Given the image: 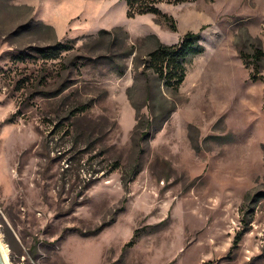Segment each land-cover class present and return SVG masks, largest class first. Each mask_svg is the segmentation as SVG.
<instances>
[{
    "label": "rangeland",
    "instance_id": "rangeland-1",
    "mask_svg": "<svg viewBox=\"0 0 264 264\" xmlns=\"http://www.w3.org/2000/svg\"><path fill=\"white\" fill-rule=\"evenodd\" d=\"M161 10L177 32L123 0H0L11 264H264V58L254 81L242 56L264 52V0ZM189 32L204 51L174 91L144 62Z\"/></svg>",
    "mask_w": 264,
    "mask_h": 264
},
{
    "label": "trees",
    "instance_id": "trees-1",
    "mask_svg": "<svg viewBox=\"0 0 264 264\" xmlns=\"http://www.w3.org/2000/svg\"><path fill=\"white\" fill-rule=\"evenodd\" d=\"M127 8V17L135 19L137 16L153 15L164 18L171 23V29L177 32V23L174 18L164 14L161 10L162 5L179 6L192 3L195 0H123ZM199 36L189 32L183 39L174 45L160 44L157 49L148 54L145 59V67L152 71L163 81L166 87L177 91L185 82L187 77V64L194 55L201 54L204 49L199 44ZM71 49L58 43L49 48L37 50L38 57L44 60H58L62 57L65 50ZM244 63L247 66H253L252 78L254 81L262 79L259 76V64L264 58V52L257 50L253 55L242 54ZM24 57L19 56L18 59ZM25 83L24 86L25 87ZM241 234L236 238V243L240 241Z\"/></svg>",
    "mask_w": 264,
    "mask_h": 264
},
{
    "label": "bare ground",
    "instance_id": "bare-ground-1",
    "mask_svg": "<svg viewBox=\"0 0 264 264\" xmlns=\"http://www.w3.org/2000/svg\"><path fill=\"white\" fill-rule=\"evenodd\" d=\"M0 250H1V253L3 255V258L6 262V264H11V262L9 261L7 247L2 243L1 239H0Z\"/></svg>",
    "mask_w": 264,
    "mask_h": 264
},
{
    "label": "water",
    "instance_id": "water-1",
    "mask_svg": "<svg viewBox=\"0 0 264 264\" xmlns=\"http://www.w3.org/2000/svg\"><path fill=\"white\" fill-rule=\"evenodd\" d=\"M0 264H6L4 258H3V255L1 253V250H0Z\"/></svg>",
    "mask_w": 264,
    "mask_h": 264
}]
</instances>
